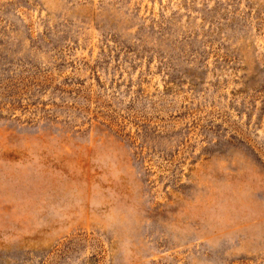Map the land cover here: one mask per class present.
<instances>
[{"label":"rangeland","instance_id":"rangeland-1","mask_svg":"<svg viewBox=\"0 0 264 264\" xmlns=\"http://www.w3.org/2000/svg\"><path fill=\"white\" fill-rule=\"evenodd\" d=\"M0 264H264V0H0Z\"/></svg>","mask_w":264,"mask_h":264}]
</instances>
